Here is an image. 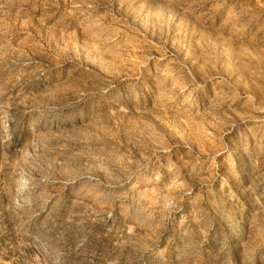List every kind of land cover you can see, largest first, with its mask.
<instances>
[{
	"label": "rangeland",
	"instance_id": "rangeland-1",
	"mask_svg": "<svg viewBox=\"0 0 264 264\" xmlns=\"http://www.w3.org/2000/svg\"><path fill=\"white\" fill-rule=\"evenodd\" d=\"M0 264H264V0H0Z\"/></svg>",
	"mask_w": 264,
	"mask_h": 264
}]
</instances>
